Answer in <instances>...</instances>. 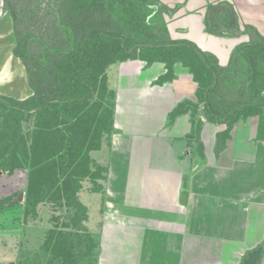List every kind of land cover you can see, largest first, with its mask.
Here are the masks:
<instances>
[{
  "label": "crops",
  "instance_id": "obj_1",
  "mask_svg": "<svg viewBox=\"0 0 264 264\" xmlns=\"http://www.w3.org/2000/svg\"><path fill=\"white\" fill-rule=\"evenodd\" d=\"M220 1L234 8L241 31L250 24L264 36V0H161L177 7L172 15L165 13L169 37L193 42L226 67L235 46L249 36L216 35L207 29L208 7ZM2 11L1 4L0 21L9 14ZM12 32H4L11 47L2 54L6 63L0 68V94L8 93L1 81L9 74L12 96L22 100L33 90L26 69L9 52L15 45ZM138 53L106 70L115 93L113 147L97 264H105L108 256L118 264L133 249L136 255L151 254L128 257L126 264H242L254 250L257 259L250 264H262L264 139L258 134V117L236 121L222 139L217 134L226 125L207 119L201 87L185 63L196 62L195 51L188 46L169 50L175 60L173 77L162 83L157 80L166 73V63H147Z\"/></svg>",
  "mask_w": 264,
  "mask_h": 264
},
{
  "label": "trees",
  "instance_id": "obj_2",
  "mask_svg": "<svg viewBox=\"0 0 264 264\" xmlns=\"http://www.w3.org/2000/svg\"><path fill=\"white\" fill-rule=\"evenodd\" d=\"M3 1L15 28L23 12H16L19 5L16 0ZM45 1L53 11L51 14L59 20H52L55 28L60 25L56 32L61 33L64 25L71 34L68 38L62 36L61 42L54 30L53 34H48L49 40L33 31L23 36L14 32L13 52L25 66L33 93L22 100L0 95V107L3 106L0 142L4 141L0 156L9 153L0 162V168L8 171L27 168L26 203L29 206L34 208L44 197H57L56 202L64 198L71 200L85 176L94 181L106 179L108 167L89 157V152L99 149L104 140L110 143L113 130L115 93L108 85L106 70L112 63L136 57L137 52L147 63L154 59L166 63V73L157 80L162 83L173 77L175 60L169 50L182 46L193 49L198 61L185 63L201 87L199 98L203 111L208 120L226 125L217 136L223 139L236 121L257 116L258 134L264 139V93L260 92L264 88H258L259 82L264 81V36L250 24H244L241 31L238 17L229 3L220 1L208 7V17H212L214 8L228 7L227 31L209 25L207 29L216 35L244 33L249 36L248 41L235 46L229 64L223 69L235 67L237 60L245 62L251 81L245 91H237L236 98H219L217 102L218 81L215 86L212 84L218 79L221 67L213 64L193 42L172 40L168 36L164 14L172 15L177 7L169 8L161 0H38L36 6ZM41 20L36 22L38 27L44 26ZM33 36L44 46V61L26 49L29 37ZM5 110L15 115L13 125L8 124L10 113L4 114ZM32 115L35 117L33 129L24 131L22 124L25 125ZM196 125L198 130L200 118ZM95 184L103 190L101 183ZM0 208H4L1 200ZM43 243L42 249L52 250L50 255L58 258L61 264H77L78 257H82L83 251L78 245L64 236L49 235ZM89 246H84L85 252L93 245ZM98 252L99 248L95 253L96 262Z\"/></svg>",
  "mask_w": 264,
  "mask_h": 264
},
{
  "label": "rangeland",
  "instance_id": "obj_3",
  "mask_svg": "<svg viewBox=\"0 0 264 264\" xmlns=\"http://www.w3.org/2000/svg\"><path fill=\"white\" fill-rule=\"evenodd\" d=\"M37 1L38 0H16V3H19V5L15 8V10L18 14L20 12H23V14H21L22 16L15 24V28L18 29L15 31L13 22L12 24L10 23V12L8 14L10 16L8 17L3 7L4 1L0 0V5L2 4V9L4 10V12H2L7 15V19L0 21V32H3L2 36L4 37L3 39L1 38L0 43V45L3 46V49L0 50V68L4 65L3 63H6L5 58L2 55L4 48L6 50V47H11V45L6 44V38H8V36L5 37L4 32L10 33L13 31L12 34L14 32H20V34L23 36L28 31H33L35 34H39L38 36H43L46 40H49L48 38L51 34H53L54 30L56 33L55 37H58L61 42L64 36L67 37V35L71 34L68 28L65 29L66 26L64 25V29L61 33L56 32L60 29V25L55 28L56 26L53 24L52 20L55 18L57 19L56 22H58L59 20L57 16H53L51 14L53 11L50 9V7H48L46 1L40 4L38 7L36 6L38 4L36 3ZM224 7H222L224 9L219 10L216 8L213 9V12L211 13L212 17L209 18L208 22L210 24H207V26L209 25L210 27H213V29L227 31V19L228 13L230 12L227 6ZM236 15L238 17L237 13ZM164 17L168 19L166 14ZM40 19H42V24L44 23L43 27H38L36 25V22H38ZM29 40L30 44L26 49L44 61V54L46 53L41 40L36 36L29 37ZM69 48H71V46ZM9 52L13 56L15 55L13 52V45L12 48L9 49ZM39 53L42 54L39 55ZM209 59L213 64L217 62V60L215 61L213 57H209ZM196 60L198 61L197 57ZM20 63L23 65L25 70V66L21 60ZM223 68L224 67H221L219 69V77L216 80L218 81L219 85L215 95L218 97L217 102L219 101V98H224L227 100L236 98L238 92H240L241 89L244 90L247 85L249 87V83L251 81L245 62H240L237 60L235 67H228L226 70ZM8 75L6 78H8ZM6 78V82L1 81L3 84L1 87L3 88L2 90H6L8 93L0 95L14 98L11 93L12 86L9 85V81H7ZM25 79L27 80L26 70ZM259 86L260 87L258 88H264L263 80L259 82ZM260 92L264 93V89H262ZM198 105L197 106L201 108V104ZM2 108L3 106L0 107V112ZM7 113L10 112L5 110L4 114ZM197 113L201 114V111H196V114ZM198 116H195L196 119ZM14 118L15 115H13L11 112L10 116L8 115V124L13 125ZM2 119L3 116H0V121H2ZM34 122L35 117L33 115L29 116V121L25 123V125L22 124V129L24 131H27L28 129L29 132H31ZM8 130L11 132L12 128H8ZM0 146L1 153V149L4 147V141L0 142ZM111 147H113L112 142L110 141V143H108L106 141L105 143H101L99 149H94L89 152V157L92 161H96L99 165L108 167L105 180L100 178L97 179V181H94L90 176H85L80 180L79 188H75L71 200L64 198L62 199L63 201L56 202L57 197H44L43 202L36 204L34 208L26 203L27 168L17 167L12 171L2 170L0 168V200L4 207L3 209L0 208V264H61L58 258L53 259L52 255H50L52 250L50 251L48 248L46 250L42 249L44 244L43 242L49 235H59L61 237L64 236L65 238L74 241V243L78 245L77 248L81 249L83 253L81 254L82 257H78L79 261L77 264H97L95 253L97 248H99V244L98 247L96 244L99 242L102 225L105 221H107L104 216L107 212L106 207L108 206V200L106 196L108 194L107 180L109 173L110 153L112 151ZM8 155V152L3 156L1 155L0 162ZM95 182L101 183L104 186L103 190H100ZM19 194H21L20 198ZM46 196H49V193H47ZM24 206H27V209L24 208ZM23 214H25V217H23ZM107 217L108 219L111 217L109 213H107ZM262 219H264V217ZM89 244H92L93 246L87 249L88 251L85 252L86 250L84 246L90 247ZM107 249L109 248L106 247L105 253ZM126 250L128 251L129 249L126 248ZM135 250L136 249H133L129 255L126 253L124 254V257L120 256L118 264H126L125 262L128 260V257L141 258L145 255L148 256L151 254V252L146 250L145 255L144 253L141 254L140 252H138L136 255L134 254ZM103 252L104 248L102 249L101 253L103 254ZM256 255L257 250H254L252 253H248L247 255L245 254L243 257L244 263L242 264H245L246 262H248L247 264L254 262L257 259ZM248 257L250 258L247 259ZM100 259L101 262H104L102 258ZM105 259V264L112 263L111 259L109 260V256L108 258L105 257ZM262 264H264V262Z\"/></svg>",
  "mask_w": 264,
  "mask_h": 264
},
{
  "label": "water",
  "instance_id": "obj_4",
  "mask_svg": "<svg viewBox=\"0 0 264 264\" xmlns=\"http://www.w3.org/2000/svg\"><path fill=\"white\" fill-rule=\"evenodd\" d=\"M131 49H132V48H131ZM203 60L206 61L204 57H203ZM214 76H215V73H214ZM215 85H216V79L214 80L212 86H215ZM21 194H22V193H21ZM21 194H19V198L21 197Z\"/></svg>",
  "mask_w": 264,
  "mask_h": 264
}]
</instances>
